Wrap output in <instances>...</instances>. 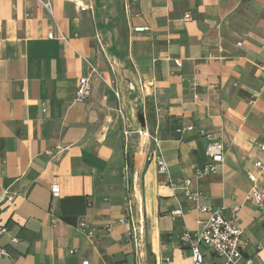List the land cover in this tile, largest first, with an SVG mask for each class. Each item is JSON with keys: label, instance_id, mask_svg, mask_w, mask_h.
Masks as SVG:
<instances>
[{"label": "crops", "instance_id": "0c3cea01", "mask_svg": "<svg viewBox=\"0 0 264 264\" xmlns=\"http://www.w3.org/2000/svg\"><path fill=\"white\" fill-rule=\"evenodd\" d=\"M50 4L0 0V264H194L179 235L200 230V206L235 216L240 264H264V210L247 198L264 187V0ZM84 76L90 93L77 99ZM142 128L172 179L192 177L195 203L146 160L157 146ZM200 129L225 152L194 178L207 162Z\"/></svg>", "mask_w": 264, "mask_h": 264}, {"label": "built area", "instance_id": "2783aa9c", "mask_svg": "<svg viewBox=\"0 0 264 264\" xmlns=\"http://www.w3.org/2000/svg\"><path fill=\"white\" fill-rule=\"evenodd\" d=\"M51 0H40V3L51 13ZM190 19V15L186 13L184 15V20ZM145 27H134V31H143ZM48 37L52 38V32L48 33ZM178 63V60H176ZM92 71H95L92 68ZM91 89V84L88 76L80 77L77 80L75 87V97L77 99L86 98ZM117 96V94H116ZM118 113L122 119H124L123 112L121 108H118ZM192 125H187L183 128H178L177 131L180 132L184 129L191 130ZM140 137L151 138L156 144V150L146 157V160H153L157 167V172L166 177L168 184L171 188H175L177 185L183 190L184 197L195 203L199 197V191L192 189V177L172 179L168 171V167L165 163V160L160 152L158 147V139L153 137L146 128L137 129L133 131ZM130 133L129 130H124V135L127 136ZM199 134L204 137L207 141L205 154L207 157V162L201 167L195 168L193 177L198 178L210 173H213L216 167L223 162L224 160V145L210 132L203 129L199 130ZM261 150L264 151V144L260 145ZM256 166L264 172V166L260 161H257ZM251 180H254L250 176ZM52 194L54 196L58 195L59 189L57 185H52L51 188ZM248 199H251L255 202L258 208L264 210V187H255L253 186L250 190V194L247 196ZM13 197L9 196L8 201H12ZM233 212H237L238 207L235 206ZM200 213H205L207 216L204 219L199 220L201 228L198 231L193 233L189 231H184L179 235V240L182 245L186 246V252L190 255L194 264H200L203 261L201 254V248H205L210 252L216 254L217 256L223 259L221 264H240L241 259V249L242 241L241 235L243 233L242 227L237 223L235 216L226 217L223 213V209H216L209 206H200L198 207ZM171 216L175 219L178 217H183L185 212L181 207H177L170 212ZM80 227L83 232L88 236L92 233L88 229L85 223H81ZM7 231L6 225L0 223V237ZM72 252V251H70ZM8 256L7 250L0 246V258ZM81 264H89L87 260L82 261ZM162 264H169V259L164 258ZM245 264H249L246 262Z\"/></svg>", "mask_w": 264, "mask_h": 264}, {"label": "rangeland", "instance_id": "374dc122", "mask_svg": "<svg viewBox=\"0 0 264 264\" xmlns=\"http://www.w3.org/2000/svg\"><path fill=\"white\" fill-rule=\"evenodd\" d=\"M79 3H80V0H79ZM80 5V7L82 8H85L86 10H88V11H91L92 12V8H93V6L92 5H90V4H84V3H81V4H79ZM112 7H114L115 8V10L117 11L118 10V12H119V4H114V5H111V8ZM108 11H111V9L109 10L108 9ZM110 22V21H109ZM98 26H96V29L98 30V28H97ZM109 32H110V34H108V35H106L105 36V39H109V37L110 38H112L113 36V34H111V30L109 29ZM112 47V46H111ZM133 114L135 115V108H134V110H133Z\"/></svg>", "mask_w": 264, "mask_h": 264}, {"label": "water", "instance_id": "95a60500", "mask_svg": "<svg viewBox=\"0 0 264 264\" xmlns=\"http://www.w3.org/2000/svg\"><path fill=\"white\" fill-rule=\"evenodd\" d=\"M138 121L141 123V126L143 127L144 123H143V119H142V114H140L139 111H138Z\"/></svg>", "mask_w": 264, "mask_h": 264}]
</instances>
